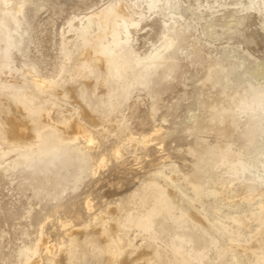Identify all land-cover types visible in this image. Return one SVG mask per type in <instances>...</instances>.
I'll list each match as a JSON object with an SVG mask.
<instances>
[{"label": "rangeland", "instance_id": "obj_1", "mask_svg": "<svg viewBox=\"0 0 264 264\" xmlns=\"http://www.w3.org/2000/svg\"><path fill=\"white\" fill-rule=\"evenodd\" d=\"M121 4L130 13L115 22L109 13ZM0 20L8 26L0 45L13 43L9 61L0 62L7 93L14 80H61L67 51L77 55V29L89 23L92 33L106 26L99 45L116 29L125 40L129 25L123 53L135 68L136 58L163 47L165 35L176 38L167 60L122 101L111 95L117 85L103 93L112 105L100 108L98 124L86 122L78 103L44 94L54 122L79 119L93 139L63 141L48 127L33 149L0 159V264H53L62 247L70 249L73 229L92 236L88 226L101 225L102 215L110 221L111 209L149 178L168 186L171 205L211 225L209 264L226 256L233 239L252 251L250 264L264 261V0H157L152 8L139 0H2Z\"/></svg>", "mask_w": 264, "mask_h": 264}, {"label": "bare ground", "instance_id": "obj_2", "mask_svg": "<svg viewBox=\"0 0 264 264\" xmlns=\"http://www.w3.org/2000/svg\"><path fill=\"white\" fill-rule=\"evenodd\" d=\"M156 1L139 0L146 2L150 8ZM1 2L2 0L0 5ZM6 11L9 12L10 9ZM129 13L127 4H121L109 15L116 22L118 18L123 20ZM105 27L101 22L96 33L90 31V23L86 27L77 29L78 37L74 44L77 55L74 56L73 50L67 51L69 62L61 73V80L36 76L30 85H22L11 80L13 83L10 88L14 89L11 93L0 88V159L10 151L32 148L37 141L43 140L44 130L48 127H52L63 141H73L82 135L91 142L93 137L86 130L84 122L79 119L71 118L70 122L67 121L68 124L63 125L52 120L49 111L47 112L43 107L47 102L44 94L58 101L67 98L73 103H78L86 122L98 124L102 121L103 105H112V101L104 99L109 87L119 86V90L111 95H115L116 100H121L126 92L133 90L140 79L146 78L153 68H158L167 60L166 50L176 44L175 37L165 35L163 47L155 49L144 58H136L134 61L137 68H135L131 65L130 57L123 53V49L129 45L130 26L124 27L127 28L125 40L116 29L117 32L114 30L115 32L111 33V40L107 43L103 41L99 45V40L107 37ZM7 28V24L0 20V31L3 30L8 34ZM10 40L7 39L0 45L2 63L9 61V52L13 44ZM128 68L132 71L130 77ZM66 74L70 75V79L66 78ZM113 78L122 80V83L125 81V84L119 85L121 82ZM85 93L87 95L90 93L94 97L90 104L84 100ZM224 110L230 109L228 107L220 109V111ZM122 151L119 149L117 153L120 155ZM167 196L171 197L172 191L165 183L146 179L143 186L126 197L123 204L111 209L110 221H106L102 215L101 219H98L102 222L101 225L88 226L92 236L85 232L84 228L76 227L71 232L68 231L71 236L70 249L62 247L52 259L53 264H197L196 261L199 259L203 264H209L204 256L210 250L212 239L208 231L212 230L211 225L198 215H192L188 208L171 205L169 203L171 200L168 201ZM175 209L179 210L180 214H177ZM237 218L245 222L244 218ZM222 227L226 232L229 231L227 225ZM132 230L138 232L133 237L130 233ZM137 235H141L140 242L136 240ZM184 242L191 245V252H186ZM48 243L42 238L40 246L44 244L49 252H53V245ZM232 251L233 258L229 256ZM252 254V251L243 248L239 241L233 239L232 244L227 248L226 256L218 260L217 264H250ZM257 259L259 260L255 264H264L263 259ZM27 264H40V261L29 259Z\"/></svg>", "mask_w": 264, "mask_h": 264}]
</instances>
